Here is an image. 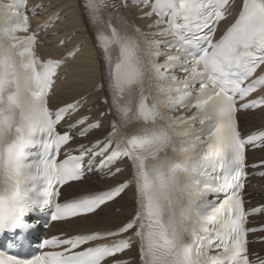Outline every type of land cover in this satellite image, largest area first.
<instances>
[{
  "label": "snow or ice",
  "instance_id": "1",
  "mask_svg": "<svg viewBox=\"0 0 264 264\" xmlns=\"http://www.w3.org/2000/svg\"><path fill=\"white\" fill-rule=\"evenodd\" d=\"M137 2L141 19L151 21L147 32L117 28L111 19L104 22L109 31L100 30L106 0H85L106 54L100 88L113 120L102 140L80 144L78 155L66 150L62 160V149L101 125L83 115L73 120L84 97L48 107L57 69L70 57L42 62L36 44L58 17L23 38L17 33L29 32L27 15L0 24V237L7 240L0 264H120L113 258L134 245L140 264H264V256H249L247 236L257 229L245 227L241 195L246 147L264 146V131L242 137L236 118L240 110L264 108V0H240L234 17L236 0ZM230 18L217 39L218 26ZM181 109L184 114L172 115ZM96 158L109 168L128 161V179L61 201L60 189L83 180L85 160L91 170ZM133 186L136 210L114 230L39 240L50 250L30 258L11 251L17 240L31 246L40 217L46 225L48 217L99 215Z\"/></svg>",
  "mask_w": 264,
  "mask_h": 264
},
{
  "label": "bare ground",
  "instance_id": "2",
  "mask_svg": "<svg viewBox=\"0 0 264 264\" xmlns=\"http://www.w3.org/2000/svg\"><path fill=\"white\" fill-rule=\"evenodd\" d=\"M130 2L131 0H127V3H124V0H106L108 5L106 8L108 10L105 12L104 18L106 20L104 22L111 19L113 26L121 28L114 25L116 16H119L127 23L132 24L135 21L139 23L142 29L149 31L147 25L151 21L139 19L142 14V6H135L134 3ZM5 4L4 0H0V11ZM41 5L43 6L40 7ZM83 5H85V0H28L27 3L29 11L36 9V17L32 20L31 31H37L46 21L58 17L53 29L48 30L46 28V30L39 32L38 51L43 58L64 59L68 53L79 49L76 55L72 59H68L60 68V76L48 101L51 107L57 108L81 97L86 98L87 102L80 113H77L73 117V120L83 115L89 119V123H99L101 126L98 130L86 136L85 139L75 140V147L80 144L91 145L97 140L102 139L109 132L113 120V115L109 111L108 104L104 103L105 91L100 88L102 83H106V54L97 45L94 29L86 18ZM143 10L146 11L147 9ZM230 23L226 22L224 28ZM99 28L102 31H109L104 28V25L101 27V23ZM184 112V110L179 111L177 116L184 114ZM238 124L244 136L264 128V108L254 112L239 113ZM67 125L68 121H65L63 126ZM260 161H264V148L248 153L249 164ZM127 165V162L123 160L104 173L87 178L82 182L64 186L61 190V200H68L89 192H103L118 186L119 183L127 180L129 177L130 172ZM117 168L121 169L120 173L111 176V171ZM246 190L250 194V206L264 205V177L253 179ZM136 200L134 190L130 187L122 194L121 198L112 202L106 207L104 212L99 214H107L108 216L96 217L99 215H91L59 222L52 225L49 234L73 236L81 233L114 230L135 212ZM256 218L253 221L256 223L257 228L262 227L264 225V213L256 216ZM262 237H264V232L256 234L257 240ZM250 254L252 257H255L254 254L264 256V242L250 245ZM138 256L137 248L134 245L129 251L114 259L121 261L122 264H139ZM104 264H111V261L104 262Z\"/></svg>",
  "mask_w": 264,
  "mask_h": 264
},
{
  "label": "rangeland",
  "instance_id": "3",
  "mask_svg": "<svg viewBox=\"0 0 264 264\" xmlns=\"http://www.w3.org/2000/svg\"><path fill=\"white\" fill-rule=\"evenodd\" d=\"M56 23H57V19H55V21H54V23L52 25L54 26ZM53 26L49 27L48 30L53 29ZM254 186H255V184H254ZM251 190H252V188H251ZM104 216H108V215L107 214H102V215H99V216H96V217H104Z\"/></svg>",
  "mask_w": 264,
  "mask_h": 264
}]
</instances>
